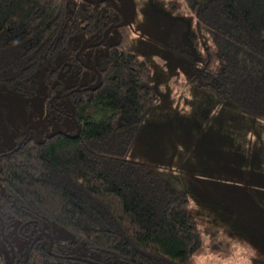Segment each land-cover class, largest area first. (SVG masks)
I'll return each instance as SVG.
<instances>
[{"label":"trees","instance_id":"trees-1","mask_svg":"<svg viewBox=\"0 0 264 264\" xmlns=\"http://www.w3.org/2000/svg\"><path fill=\"white\" fill-rule=\"evenodd\" d=\"M183 2L171 36L187 19L196 27V86L264 121V0ZM114 12L108 0H0V83L24 96L44 84L49 108L53 93L76 86L62 89L61 62L99 41ZM116 30L118 41L89 60L99 81L54 101L68 103L78 135L58 130L0 152V228L14 249L13 258L10 246L0 251V264H199L207 255L187 194L128 157L160 95L127 25Z\"/></svg>","mask_w":264,"mask_h":264},{"label":"rangeland","instance_id":"rangeland-1","mask_svg":"<svg viewBox=\"0 0 264 264\" xmlns=\"http://www.w3.org/2000/svg\"><path fill=\"white\" fill-rule=\"evenodd\" d=\"M111 1L126 18L129 43L149 61L148 81L160 95L128 157L146 163L169 189L187 194L207 248L199 264H264V121L196 86L198 56L188 36L196 27L187 19L186 30L171 36L187 15L183 0ZM119 35L112 28L102 46L83 54L96 63ZM92 76L77 67L62 83L80 86ZM46 94L42 83L28 96L0 83V152L26 133L38 137L43 126L52 125L44 134L75 132L67 104L63 113L51 100L48 108ZM0 251H6L1 235Z\"/></svg>","mask_w":264,"mask_h":264},{"label":"flooded vegetation","instance_id":"flooded-vegetation-1","mask_svg":"<svg viewBox=\"0 0 264 264\" xmlns=\"http://www.w3.org/2000/svg\"><path fill=\"white\" fill-rule=\"evenodd\" d=\"M80 1L95 3V2H97L99 0H80ZM108 1L112 5V8L115 9L114 16H116V15L118 16L117 17L118 21L116 23H112L111 25H108L107 27H105L104 32H105V30H107L106 35L109 32V30H111L112 28L118 29L120 26H122L124 24L126 25V23H125L126 22V18L124 17L122 11L118 10L111 0H108ZM124 18H125V21H124ZM120 23H122V25L116 27V25H118ZM95 26H99V25L95 24ZM104 32H103L102 37H101V39L99 41H93V42H90V43L83 44L82 47L71 58H69L67 60H63L61 62L60 67L58 68V74L59 73H63V74L65 73V75H66L67 73L71 72L74 69V67L77 68L79 66H84V64L82 62H84L85 59L86 60H92L94 58V56H92V55H84L83 54V50L85 49L84 47L87 46V45H94V44L99 43L103 39ZM105 39H106V37H105ZM105 39H104L103 42H105ZM84 67H86V66H84ZM88 67H90V66H88ZM88 67H86V68L89 69L91 72H93L95 74V77L92 76V78H91V79H93V81L90 80L89 83H88V85H92V84H94L96 82V80L98 78L97 73H99V72H98V69L95 66H91L90 68H88ZM71 86H74V85H71ZM81 86L82 85L74 86L71 89H68L67 91H64V92H62L61 89H60L59 92L53 93L49 97V99H48L49 103H50V100H51V105L53 104V106L55 107V110L57 112H59V113H63L62 111L65 110V106L62 108V107L58 106V104L56 105V103L54 102L55 99H58V98H60V99H63V98L68 99L69 97H71V95L73 93L80 91V88H82ZM68 87H70V86H63L62 89L68 88ZM67 106L69 107L68 103H67ZM70 116H71V113H70ZM50 126H52V125H49L46 128H48ZM46 128H45L44 132L46 131ZM38 131L39 130H37V132L35 131L38 134V137H34V136H31L30 133H26V134L23 135V137L21 139H19V141L12 148L6 149L5 151H1V152H3L2 154H7V153L10 152L11 149L18 148L28 138L41 140V138L43 136H45L46 134H44V132L42 134H39ZM0 235H1L2 239H3V241H4V247L10 246V249H11L12 245H11V242L9 241V239L6 238L5 235H4V226L3 225L0 228Z\"/></svg>","mask_w":264,"mask_h":264},{"label":"water","instance_id":"water-1","mask_svg":"<svg viewBox=\"0 0 264 264\" xmlns=\"http://www.w3.org/2000/svg\"><path fill=\"white\" fill-rule=\"evenodd\" d=\"M124 21H125V18H124ZM124 21H123V22H124ZM120 25H122V23L116 25V27H117V26H120ZM106 32H107V30H105V32H104L103 39H102L99 43L94 44V45H98V44H100V43H103V41H104V39H105V37H106ZM91 46H92V45H91ZM84 66L88 67V66L85 65V64H84ZM69 68H70V67H69ZM88 68H90V67H88ZM61 74H62V73H59V76H60V77H61ZM98 81H99V77L97 78V80H96L95 83H97ZM54 126H56V125H54ZM45 128H46V126H43V128L40 129V130L38 131V133H39V134H42V133L44 132V129H45ZM62 132H63V131H62ZM78 133H79V127L77 126V130H76V133L74 134V136H77ZM51 242H52V241H51ZM11 251H12V258H13V257H14V249H13V247H11ZM11 264H13V262H11Z\"/></svg>","mask_w":264,"mask_h":264}]
</instances>
